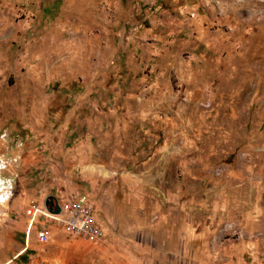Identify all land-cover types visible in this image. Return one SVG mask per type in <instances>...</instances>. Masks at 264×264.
<instances>
[{
    "label": "rangeland",
    "instance_id": "obj_1",
    "mask_svg": "<svg viewBox=\"0 0 264 264\" xmlns=\"http://www.w3.org/2000/svg\"><path fill=\"white\" fill-rule=\"evenodd\" d=\"M0 264H264V0H0Z\"/></svg>",
    "mask_w": 264,
    "mask_h": 264
},
{
    "label": "built area",
    "instance_id": "obj_2",
    "mask_svg": "<svg viewBox=\"0 0 264 264\" xmlns=\"http://www.w3.org/2000/svg\"><path fill=\"white\" fill-rule=\"evenodd\" d=\"M58 202L62 212L57 215L48 213L43 204L29 202L26 208L29 228L39 216H43L45 219H52L57 227L69 236L94 242L105 240L103 226L98 222L95 214V205L86 194L66 192ZM36 239L39 242H46L49 235L44 228H40L36 233Z\"/></svg>",
    "mask_w": 264,
    "mask_h": 264
},
{
    "label": "water",
    "instance_id": "obj_3",
    "mask_svg": "<svg viewBox=\"0 0 264 264\" xmlns=\"http://www.w3.org/2000/svg\"><path fill=\"white\" fill-rule=\"evenodd\" d=\"M46 210L54 215L60 214L62 212L61 206L55 195H48L43 201Z\"/></svg>",
    "mask_w": 264,
    "mask_h": 264
}]
</instances>
